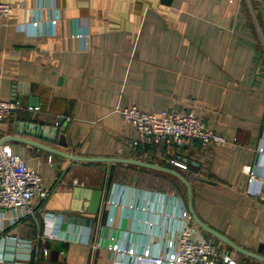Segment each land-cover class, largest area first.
<instances>
[{"label": "crops", "instance_id": "1", "mask_svg": "<svg viewBox=\"0 0 264 264\" xmlns=\"http://www.w3.org/2000/svg\"><path fill=\"white\" fill-rule=\"evenodd\" d=\"M0 1L13 6L10 16L0 17V98L22 106L0 124V140L16 136L73 155L171 168L168 160L175 158L187 164L176 170L197 176L190 184L200 220L249 250L264 245L262 184L242 170L250 165L264 176V0H53L51 7L49 0ZM39 15V21L30 19ZM30 95L35 103H28ZM127 105L193 111L228 143L134 146L137 132L119 113ZM59 117L66 147L17 132L18 124L25 131L44 128ZM1 144L41 175L49 195L34 196V216L13 220L10 210H0V238L10 235L22 244L0 240V264L28 254L35 264H139L107 245L124 244L136 253L148 245L157 254L163 228L176 224L164 222L169 207L161 196L180 197L187 208L182 185L168 173L73 161L17 140ZM121 186L127 189L122 204L139 197L145 209L111 206ZM207 238L240 264H264Z\"/></svg>", "mask_w": 264, "mask_h": 264}, {"label": "built area", "instance_id": "2", "mask_svg": "<svg viewBox=\"0 0 264 264\" xmlns=\"http://www.w3.org/2000/svg\"><path fill=\"white\" fill-rule=\"evenodd\" d=\"M48 5L53 6V0H49ZM12 11L11 3L0 1V17L7 18ZM30 19L39 21L41 15L32 16ZM21 108V104L14 100L0 98V124L11 112ZM25 108L38 110V106L26 105ZM119 113L122 119L131 124L137 132V138L132 142L134 146L139 143H150L180 147L196 143L205 148L228 143L224 135L208 129L193 111L178 112L169 109L143 111L135 105H127L120 108ZM168 163L175 169H187L186 163L175 158H169ZM242 170L250 180H258L262 184L259 200L264 207V176H257L252 173L250 165L243 166ZM74 184H77V181H74ZM126 190L125 186L116 189V194L110 202L111 206L128 205L145 209V206L139 203V197L133 203L122 204L120 198L127 196ZM136 193H138L137 190ZM48 195L49 193L42 188L41 175L35 169L27 166L20 155L13 153L9 145L0 144V210H10L13 214V220L28 215L34 216L32 202L34 196L45 200ZM141 199L143 198L141 197ZM161 200L163 203H167L169 207V210L162 211L161 216L165 220L164 222L168 219H174L176 224L168 231L163 228L160 234L161 247L157 254H152L148 245L143 247L141 253H136L134 248L115 242H110L107 245L108 249L122 257L127 256L130 260L134 259L139 264H240L231 256L230 251L218 241L202 237L201 229L193 221L180 197L163 194ZM163 226L165 227V225ZM52 236L51 234L49 237ZM0 240L11 241L15 247L22 245L10 235H4ZM23 245L26 246L27 244ZM46 253L47 250L43 249V254ZM3 260L4 256L0 253V261ZM30 260L29 254L18 255L10 257L7 264H35V262L31 263Z\"/></svg>", "mask_w": 264, "mask_h": 264}, {"label": "water", "instance_id": "3", "mask_svg": "<svg viewBox=\"0 0 264 264\" xmlns=\"http://www.w3.org/2000/svg\"><path fill=\"white\" fill-rule=\"evenodd\" d=\"M171 0H161V2L163 4H169ZM36 97L34 96H29L28 97V103H35ZM64 122V118L59 117L56 121V123L54 124V126H47L42 128L40 125H30L28 130H22L23 124H18V130L17 132L19 134L22 133H27V134H31L35 137H41L44 139H47L50 142L56 141L58 142V144L60 146L66 147V140H65V135L63 133V131L61 130V127L63 125ZM21 128V129H20ZM6 140H17V141H21L24 143H28L34 146H37L39 148H42L44 150H47L53 154L59 155L63 158H67L69 160H75V161H91V162H107V163H111V162H121V163H128V164H134L137 166H141L144 168H149V169H154V170H158V171H162L165 173H168L174 177H176L184 186L185 188V198H186V205H187V209L189 211V213L192 216L193 221L195 222V224L201 229L202 231V237L203 238H207V235H212L215 238H217L218 240L222 241L223 243H225L230 249H233L235 251H238L246 256L249 257H253L256 258L258 260H262L264 261V245L260 244L255 251L249 250L247 248H244L238 244H236L233 240H231L230 238H228L227 236H225L224 234H222L221 232H219L218 230L210 227L209 225H207L205 222H203L202 220H200V218L196 215L193 206H192V188H191V184L188 180V178L180 171L168 167V166H164V165H160V164H155L149 161H143V160H139V159H135V158H116V157H86V156H78V155H73V154H69L65 151L50 147V146H45L41 143H38L36 141L33 140H29L27 138H18L16 136H10V138H6L3 140H0V144ZM200 180H204L207 181L206 178L204 177H199ZM80 190H75L74 194H79ZM86 193L89 192L88 189L85 190ZM93 194L98 195L96 192H93ZM101 197V196H100Z\"/></svg>", "mask_w": 264, "mask_h": 264}, {"label": "trees", "instance_id": "4", "mask_svg": "<svg viewBox=\"0 0 264 264\" xmlns=\"http://www.w3.org/2000/svg\"><path fill=\"white\" fill-rule=\"evenodd\" d=\"M187 178H188V180H189V182L193 179V177H195V178H197V176H186ZM177 179V178H176ZM178 180V179H177ZM178 182H179V184L180 185H182V194L184 195V197H185V188H184V186H183V184L178 180Z\"/></svg>", "mask_w": 264, "mask_h": 264}, {"label": "rangeland", "instance_id": "5", "mask_svg": "<svg viewBox=\"0 0 264 264\" xmlns=\"http://www.w3.org/2000/svg\"><path fill=\"white\" fill-rule=\"evenodd\" d=\"M162 184H163V186H168L169 185L168 182H166V181H162Z\"/></svg>", "mask_w": 264, "mask_h": 264}]
</instances>
